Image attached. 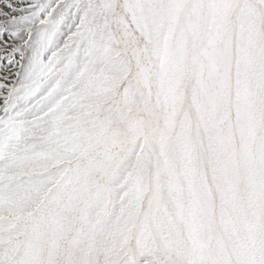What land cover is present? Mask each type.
<instances>
[{
	"label": "snow or ice",
	"instance_id": "1",
	"mask_svg": "<svg viewBox=\"0 0 264 264\" xmlns=\"http://www.w3.org/2000/svg\"><path fill=\"white\" fill-rule=\"evenodd\" d=\"M0 264H264V0H0Z\"/></svg>",
	"mask_w": 264,
	"mask_h": 264
},
{
	"label": "rangeland",
	"instance_id": "2",
	"mask_svg": "<svg viewBox=\"0 0 264 264\" xmlns=\"http://www.w3.org/2000/svg\"><path fill=\"white\" fill-rule=\"evenodd\" d=\"M6 74V70L3 68H0V76H3Z\"/></svg>",
	"mask_w": 264,
	"mask_h": 264
}]
</instances>
